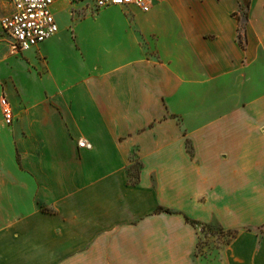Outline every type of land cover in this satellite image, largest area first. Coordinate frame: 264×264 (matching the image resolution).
I'll return each mask as SVG.
<instances>
[{"label": "crops", "instance_id": "0c3cea01", "mask_svg": "<svg viewBox=\"0 0 264 264\" xmlns=\"http://www.w3.org/2000/svg\"><path fill=\"white\" fill-rule=\"evenodd\" d=\"M186 3L163 28L134 6L99 10L118 7L128 30L73 35L78 66L41 89L11 76L17 104L1 79L15 120L0 123V264H264V0L245 46L240 0ZM213 222L234 236L199 252L197 225Z\"/></svg>", "mask_w": 264, "mask_h": 264}, {"label": "rangeland", "instance_id": "374dc122", "mask_svg": "<svg viewBox=\"0 0 264 264\" xmlns=\"http://www.w3.org/2000/svg\"><path fill=\"white\" fill-rule=\"evenodd\" d=\"M157 1L158 0H154L152 2V11L150 12H145L134 7L131 8L137 16V20L142 22L154 15L160 16L161 19H158L163 28L168 24H172L179 12L184 16L185 14H190V8L186 0H165L162 3H158ZM242 4L244 5L243 0ZM11 7L8 0H0V18L4 14L10 12L12 9ZM52 11L59 25L58 33H60L59 39L56 40L58 44L54 46H51V44L47 42L44 46H40V49L34 48L22 55L11 53V39L0 26V81L2 79L3 84L8 88L6 95L13 104H17L19 101L11 91V76L15 79H20L25 85V89L30 91L41 89L45 85L48 86L49 81L54 79L52 78V74L49 73L51 69L55 72L57 67L62 66L65 62L78 66V56L76 53L75 40L72 38L73 35H79L80 43L87 46L90 44L89 38L98 35L99 32L115 34L120 30L125 31L129 28V23L125 15L121 13L118 7L99 11L95 10L85 0H56L52 7ZM123 11L126 14H130V11ZM245 12V8H240L238 11L242 33L245 31L247 22ZM26 53H28L29 57L34 60L36 66L39 68H42V65H46L48 72L44 73L43 79H40L39 75L35 72V67L31 66V68H29L27 63L30 62V59ZM45 54L48 55V59H46ZM39 73H42V71L40 70ZM1 96L2 87L0 86V100ZM0 113V123L2 125V122L4 124L5 122L2 116L1 105ZM6 127L9 128L10 126L7 125ZM7 128L0 126V158L4 159L7 163V167L10 168L13 158V148L10 141V130ZM133 158L136 161L134 165L136 170L133 171V175L135 176L139 164L137 158ZM197 229L199 232V252L202 251L204 253H216L219 248H221L222 243H227L234 236L233 231H226L217 222L198 224Z\"/></svg>", "mask_w": 264, "mask_h": 264}, {"label": "built area", "instance_id": "2783aa9c", "mask_svg": "<svg viewBox=\"0 0 264 264\" xmlns=\"http://www.w3.org/2000/svg\"><path fill=\"white\" fill-rule=\"evenodd\" d=\"M11 11L0 18L2 30L10 37L11 53L21 54L38 48L59 31L52 7L56 0H8ZM95 10L108 7H137L149 11L154 0H85ZM4 122L11 125L15 120L14 109L6 96L0 100ZM80 147L91 149L92 143L85 138L78 141Z\"/></svg>", "mask_w": 264, "mask_h": 264}, {"label": "trees", "instance_id": "16d2710c", "mask_svg": "<svg viewBox=\"0 0 264 264\" xmlns=\"http://www.w3.org/2000/svg\"><path fill=\"white\" fill-rule=\"evenodd\" d=\"M243 2H244V5L242 4V0H240V8H242V9L245 8V10H246V12H245V16H246V19H247V18H248V8H249V6H250V0H243ZM240 8H239V9H240ZM235 15L238 16V12H236ZM238 18H239V17H238ZM239 19H240V18H239ZM244 36H245V33H242V31H241V25H240V27H239V35H238V39H239V42L241 43V45H243V46H245V40H246V38H245ZM159 210H165V211L170 212L169 209H163L162 207L159 208ZM187 220H188L189 222L193 223V224H196L195 221H193V220H191V219H189V218H187Z\"/></svg>", "mask_w": 264, "mask_h": 264}]
</instances>
